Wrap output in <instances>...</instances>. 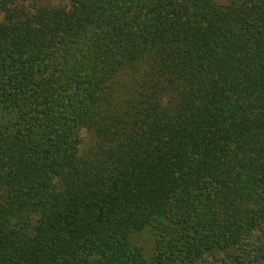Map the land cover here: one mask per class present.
<instances>
[{
  "label": "trees",
  "instance_id": "16d2710c",
  "mask_svg": "<svg viewBox=\"0 0 264 264\" xmlns=\"http://www.w3.org/2000/svg\"><path fill=\"white\" fill-rule=\"evenodd\" d=\"M0 264H264V0H0Z\"/></svg>",
  "mask_w": 264,
  "mask_h": 264
},
{
  "label": "rangeland",
  "instance_id": "374dc122",
  "mask_svg": "<svg viewBox=\"0 0 264 264\" xmlns=\"http://www.w3.org/2000/svg\"><path fill=\"white\" fill-rule=\"evenodd\" d=\"M43 1L50 4H59L62 3L64 0H43Z\"/></svg>",
  "mask_w": 264,
  "mask_h": 264
}]
</instances>
